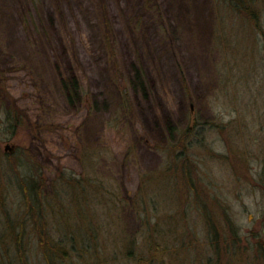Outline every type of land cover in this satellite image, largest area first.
Returning a JSON list of instances; mask_svg holds the SVG:
<instances>
[{"label":"rangeland","instance_id":"1","mask_svg":"<svg viewBox=\"0 0 264 264\" xmlns=\"http://www.w3.org/2000/svg\"><path fill=\"white\" fill-rule=\"evenodd\" d=\"M253 3L255 18L221 0H0L11 220L37 207L32 183L62 208L47 205L52 238L82 242L104 224L89 262L72 264H264V0ZM138 76L124 98L119 79ZM74 79L71 101L61 86Z\"/></svg>","mask_w":264,"mask_h":264},{"label":"trees","instance_id":"2","mask_svg":"<svg viewBox=\"0 0 264 264\" xmlns=\"http://www.w3.org/2000/svg\"><path fill=\"white\" fill-rule=\"evenodd\" d=\"M225 1L226 4L233 9V11L238 13V11L245 12L247 15L251 17L255 16V11L250 12V8L252 7L253 2H257L258 0H221ZM253 1V2H252ZM253 8V7H252ZM251 8V9H252ZM249 9L250 11H248ZM243 10V11H242ZM110 52L113 51V45L109 44ZM138 75V74H137ZM139 77V76H138ZM120 82V89L121 94H123L124 98H127L131 89H136L142 87L141 78H132V77H123V79H119ZM79 86V83L74 80L62 82V89L64 93L68 94L69 99L73 101L75 99L76 91ZM170 134L175 133V129L173 126L167 128ZM69 182L67 179L63 181V188H61V193L72 194L73 190L68 193L69 189L67 190V185ZM93 185V184H92ZM32 183L29 186L28 190L30 189V195L36 201L39 200V203L36 205L37 207H31L30 211L23 212L25 214L24 221L19 220V215L17 214L18 219L11 220V214L8 210V205L3 203L0 205V210L3 209L4 212V220L3 225L6 227L2 228L0 226V261L2 264H32L30 260V256L34 257L33 259H37L41 262V264H72V260L78 255L81 259H84L85 263L89 262L90 257L89 255L90 247L92 243L98 240L99 236L101 235V231L103 230V225L98 223L95 227H86V234L80 242V239L76 237V233L71 231L67 232L66 234H62V231L59 229L60 238H52L50 232V225L52 224V219L48 218L47 213V205L52 208L53 210L59 211V214H62V208H59V205L56 204L54 201L51 202L50 200H46L47 189L44 187H40L39 189L36 185ZM72 187V186H71ZM65 188V189H64ZM64 189V190H62ZM72 189V188H70ZM74 189V188H73ZM76 189V188H75ZM33 191V194H32ZM78 190L76 189V192ZM86 191H82L83 194ZM80 194V192H77ZM53 196H56V191L52 193ZM87 201L86 209L91 211V196H83ZM93 202L95 200H92ZM102 203L107 204L108 207L112 208L115 206L117 208V204H119L115 197H110L109 200L103 199ZM5 207V208H4ZM61 207V206H60ZM61 210V211H60ZM112 211V209L110 210ZM10 214V215H9ZM57 216V215H56ZM104 218L101 215L102 220L110 218L108 215ZM96 219V218H95ZM32 221V223H30ZM30 224L28 227L27 224ZM1 224V223H0ZM89 223H86V226ZM100 224V226H99ZM159 225V223H157ZM2 225V224H1ZM59 226V225H58ZM20 229V230H19ZM151 231V238H154V235L159 236L162 234V231L159 227H150ZM149 230V231H150ZM29 231V232H28ZM25 237L31 239H38L37 246H33L32 243L27 242L25 243ZM35 250V251H34ZM34 251V255H33ZM37 253V258L35 256ZM36 260V261H37ZM35 261V260H34ZM1 264V263H0ZM78 264V263H76Z\"/></svg>","mask_w":264,"mask_h":264}]
</instances>
